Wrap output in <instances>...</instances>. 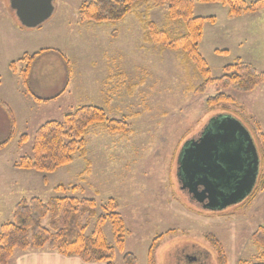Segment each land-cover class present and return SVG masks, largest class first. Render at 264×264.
I'll use <instances>...</instances> for the list:
<instances>
[{"label": "rangeland", "instance_id": "rangeland-1", "mask_svg": "<svg viewBox=\"0 0 264 264\" xmlns=\"http://www.w3.org/2000/svg\"><path fill=\"white\" fill-rule=\"evenodd\" d=\"M85 1L89 0H55L53 15L39 27L27 28L20 24L11 0H0V99L10 105L19 123L18 136L0 148V176L4 174L11 186L1 187L5 182L0 177V231L2 224L12 221L21 199L39 196L48 201L63 195L55 189L64 184L67 196L95 199L98 214L109 198L119 201L127 240L124 251L116 249L115 264H125V253L136 255L137 264H148L149 249L160 235L164 237L156 249L155 264H217L204 254L212 250L217 256L212 239L222 244L228 264L262 260V249L252 235L264 227V186H255L251 195L222 210L203 209L181 189L177 163L186 144L213 118L229 114L244 123L257 144L261 185L264 83L253 91L212 84L196 93L205 81L196 65L181 50L163 49L145 40L143 15L160 27L169 25L175 33L185 31L184 23L168 21L167 4L141 3L122 21L98 23L81 20L79 8ZM194 13L216 17L214 23L206 24L200 42L213 78L238 60L264 71V8L230 16L226 6L196 0ZM49 48L64 53L70 68L52 51L37 58L30 76L32 91L44 98L62 93L57 102L46 105L31 93H21L19 74L9 66L16 61L21 70L25 53ZM225 48L228 52H218ZM45 83L55 87L44 89ZM219 92L234 102L209 107L208 98ZM87 104L102 107L110 118L126 117L130 132L110 133L93 125L86 136V157L76 153L72 163L55 173L15 168L22 155L32 154L34 133L42 123L63 120L66 113ZM6 118L7 110L0 102V144L8 135ZM23 133L30 136L24 144L20 142ZM88 163L90 171L85 172ZM87 220L86 212L83 222ZM48 221L44 219L45 224ZM104 232L114 244L110 223ZM197 255V261L186 260Z\"/></svg>", "mask_w": 264, "mask_h": 264}, {"label": "trees", "instance_id": "trees-1", "mask_svg": "<svg viewBox=\"0 0 264 264\" xmlns=\"http://www.w3.org/2000/svg\"><path fill=\"white\" fill-rule=\"evenodd\" d=\"M201 3L220 4L228 7L230 16H239L264 8V0H198ZM141 3L168 5L167 18L170 23H184L185 31L175 33L169 25L158 26L147 16L141 21L145 26V40L155 46L171 51L181 50L187 60L193 62L205 81L196 88V93H203L212 85L219 87H234L239 90L253 91L264 83V71H259L253 64L238 60L224 67V74L213 78L206 58L200 51V42L207 23H214L215 16H197L194 13L196 0H89L81 4L79 16L83 21L119 22L132 13ZM46 51L58 53L69 62L59 49H42L35 53H25L20 61L24 67L19 70L17 62L10 64V70L18 73L28 94H33L36 101H48V98L37 96L30 87V76L37 58ZM226 53L227 50L219 51ZM70 68V66H69ZM70 79L71 75H67ZM11 120V130L0 148L9 144L15 138L16 120L8 104L0 101ZM234 102V98L225 92H219L207 100L209 107L221 103ZM93 125H101L110 133H129L130 124L126 117L110 118L105 110L97 105H80L74 111L65 114L63 120H48L42 123L34 133L32 154H24L14 164L17 169L55 173L61 167L73 162L76 153L86 157V136ZM30 136L21 134L20 142H28ZM90 171V163L85 172ZM47 184V178L44 177ZM264 186V180L261 185ZM262 186V187H263ZM76 190V185L72 187ZM56 192L63 195L52 196L44 201L39 196L23 198L16 205L12 221L2 224L0 231V264H9L17 250H40L45 247L64 256H76L85 262L115 264L116 249L124 251L127 240L125 219L120 212V203L111 197L103 207V212L96 211V200L93 198H77L65 195L67 186L59 184ZM87 222H83L85 213ZM49 218L47 224L44 219ZM90 223V224H89ZM112 226L114 244L107 240L104 226ZM91 229L90 233L88 230ZM163 235L153 241L149 253L148 264H155V253ZM212 237V236H211ZM254 244L262 249V260L250 263L240 260L238 264H264V227L260 226L252 235ZM217 247L219 264H228L227 255L218 239H212ZM125 264H137L138 259L133 253H125Z\"/></svg>", "mask_w": 264, "mask_h": 264}, {"label": "water", "instance_id": "water-1", "mask_svg": "<svg viewBox=\"0 0 264 264\" xmlns=\"http://www.w3.org/2000/svg\"><path fill=\"white\" fill-rule=\"evenodd\" d=\"M54 1L11 0V3L21 24L36 28L53 15ZM190 144L196 148L190 153L189 158L194 163L191 175L187 176L192 177V189L204 186L200 201L209 199L206 208L224 209L251 193L259 172L260 157L250 131L240 120L227 114L219 115L208 124L200 142L191 140L184 150ZM187 168L186 165L185 173L190 167Z\"/></svg>", "mask_w": 264, "mask_h": 264}, {"label": "crops", "instance_id": "crops-1", "mask_svg": "<svg viewBox=\"0 0 264 264\" xmlns=\"http://www.w3.org/2000/svg\"><path fill=\"white\" fill-rule=\"evenodd\" d=\"M18 20H19V18H18ZM19 22H20V20H19ZM225 50H228V48H225ZM19 87H20L21 93H24V95L28 94V91L25 88V86L23 85L21 78L19 80ZM41 87L44 88V89H48L49 87H55V84H51V83L47 84V83H45V84H42ZM61 95H62V93L61 94L59 93L57 95H54V96H51V97H47L49 100L48 101H43V102H45L46 105L51 103V102H54V101L57 102V100L59 99V97ZM0 101H2V100L0 99ZM2 102H4V101H2ZM38 102H40V101H38ZM4 103H6V102H4ZM40 103H42V101ZM6 104H8V103H6ZM9 107H10V105H9ZM12 112H13V110H12ZM13 115H14L15 120H16V131H17V134L15 136V138H16L18 136V132H19L18 131V124L19 123H18V120L16 118V114H14V112H13ZM6 124L7 125H6L5 131L7 132V134H9V132L11 130V120H10V117H9L8 113H7V118H6ZM0 177H1L2 180H4V174H2ZM4 182L5 183L2 184L1 187L6 184V188L10 189L11 186H10V184H8V183H10V181H5L4 180ZM14 187H16V186H14ZM204 254H206L208 257H211L214 261L217 262V264H219L217 256L212 250H211L210 253H208V254L204 253ZM186 260L188 261V257H186ZM10 262L11 263H9V264H106V263H96V262H85L79 257H76V256H71V257L64 256V255H62V254H60L58 252L49 250L47 248H46V250H44V249H42V250L41 249L40 250H29V251L17 250Z\"/></svg>", "mask_w": 264, "mask_h": 264}, {"label": "flooded vegetation", "instance_id": "flooded-vegetation-1", "mask_svg": "<svg viewBox=\"0 0 264 264\" xmlns=\"http://www.w3.org/2000/svg\"><path fill=\"white\" fill-rule=\"evenodd\" d=\"M205 131H206V128L202 131L201 134H199V136H197L196 138H194V140H198V142H200V139H202L203 134H204ZM195 148H196V145H192V144L188 145L185 148V150L183 148V151L184 152L182 151V153L180 155V158H179V161L177 163V175H178V178H179L180 187L188 195V197L190 199L194 200L196 202V205L197 206H200L203 209H208V208H206V205L209 203V199L208 198H205L202 202L200 201V198L202 197V196H200V193H201L202 190H204V186L199 185L197 187V189H195L194 187L192 189V177L189 178L187 176V175H191V172L193 170V168L191 167V165L194 162H192L190 160V158H191L190 157V153H192L193 150H195ZM185 157H187V158L190 157V158L189 159H187V158L185 159ZM186 165H187L188 168L189 167L191 168V169L189 168V171L187 173H185L183 171L184 170V167H186ZM195 176H198V174L195 175ZM258 179H259V174L257 175V178H256V183L257 184H258ZM256 183L254 185V188L256 186ZM205 195H208V193H206ZM197 258H199L198 255H197V257H188V262H192V261H195V260L197 261L198 260Z\"/></svg>", "mask_w": 264, "mask_h": 264}]
</instances>
